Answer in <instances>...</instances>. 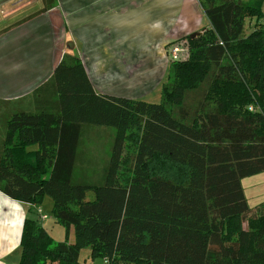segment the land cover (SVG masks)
<instances>
[{
  "label": "trees",
  "instance_id": "obj_1",
  "mask_svg": "<svg viewBox=\"0 0 264 264\" xmlns=\"http://www.w3.org/2000/svg\"><path fill=\"white\" fill-rule=\"evenodd\" d=\"M40 1L38 13L54 2ZM196 1L209 27L168 60L159 103L97 94L65 54L32 111L7 114L0 193L31 207L17 264H79L84 248L111 264H264V204L250 208L240 184L264 171L262 0ZM85 125L113 130L97 181L85 176ZM44 197L63 241L39 223Z\"/></svg>",
  "mask_w": 264,
  "mask_h": 264
},
{
  "label": "crops",
  "instance_id": "obj_2",
  "mask_svg": "<svg viewBox=\"0 0 264 264\" xmlns=\"http://www.w3.org/2000/svg\"><path fill=\"white\" fill-rule=\"evenodd\" d=\"M18 1L0 0V101L32 97L67 54L97 94L153 103L146 100L166 80L171 44L209 27L196 0H54L44 13L40 0L17 12ZM100 128L83 126L80 146ZM29 208L0 193V264L18 263Z\"/></svg>",
  "mask_w": 264,
  "mask_h": 264
},
{
  "label": "rangeland",
  "instance_id": "obj_3",
  "mask_svg": "<svg viewBox=\"0 0 264 264\" xmlns=\"http://www.w3.org/2000/svg\"><path fill=\"white\" fill-rule=\"evenodd\" d=\"M34 0H19L13 7L18 12L21 9L27 8ZM242 2H257L258 0H241ZM261 10L262 15H264V0L261 1ZM247 21V20H246ZM255 19H248L250 25L253 24ZM2 25H6L7 21L2 22ZM246 27V26H245ZM249 28V27H248ZM247 28V29H248ZM146 101H150L153 103H159L160 101V90L157 96H152ZM32 97H25L21 100H16L12 102H8V105L0 103V140L4 135V125L3 122L9 114L13 110H24V111H32L33 103L31 102ZM7 107V108H6ZM101 131L92 132V139L86 140L83 138L81 142L80 150L83 152L82 158L89 162L88 171L86 175L89 177H93L92 179H97L99 177V170L102 167L106 160L108 159L110 145L108 144L110 140L111 133L113 130L109 127H101ZM110 132V133H109ZM84 134H88V132H84ZM109 136V137H108ZM111 143V142H110ZM92 170H96L95 173ZM92 171V172H91ZM95 181V180H94ZM241 188L244 194V198L246 203L250 208L259 207L261 204H264V171L245 177L240 181ZM92 194H87V199H91ZM39 209L41 214L46 215V220H40L45 230L47 231L50 239L54 242L63 241L65 238V230L64 228L55 222L53 214H52V200L49 197H44L39 205ZM37 217V216H36ZM39 218V217H38ZM246 224H244V227ZM101 258H96L94 260L89 257V250L84 248L79 253V264H99Z\"/></svg>",
  "mask_w": 264,
  "mask_h": 264
},
{
  "label": "built area",
  "instance_id": "obj_4",
  "mask_svg": "<svg viewBox=\"0 0 264 264\" xmlns=\"http://www.w3.org/2000/svg\"><path fill=\"white\" fill-rule=\"evenodd\" d=\"M4 14V11L0 8V15ZM261 22L264 23V17H262ZM189 53V46L188 42L184 39L177 43L171 44L167 54L170 60H180V59H185L188 56ZM249 110H252L250 107ZM37 213L39 214V219L40 220H45L46 216L41 214L40 209H37ZM100 264H111V262L107 258H102Z\"/></svg>",
  "mask_w": 264,
  "mask_h": 264
},
{
  "label": "water",
  "instance_id": "obj_5",
  "mask_svg": "<svg viewBox=\"0 0 264 264\" xmlns=\"http://www.w3.org/2000/svg\"><path fill=\"white\" fill-rule=\"evenodd\" d=\"M201 33H194L190 36V39H194L195 37H197L198 35H200Z\"/></svg>",
  "mask_w": 264,
  "mask_h": 264
}]
</instances>
